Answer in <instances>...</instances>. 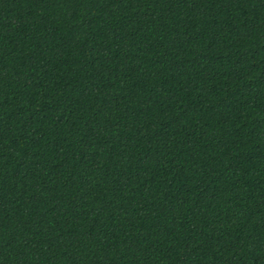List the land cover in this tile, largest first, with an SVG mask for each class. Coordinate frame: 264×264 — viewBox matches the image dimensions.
I'll return each mask as SVG.
<instances>
[{"label": "trees", "instance_id": "trees-1", "mask_svg": "<svg viewBox=\"0 0 264 264\" xmlns=\"http://www.w3.org/2000/svg\"><path fill=\"white\" fill-rule=\"evenodd\" d=\"M0 264H264V0H0Z\"/></svg>", "mask_w": 264, "mask_h": 264}]
</instances>
